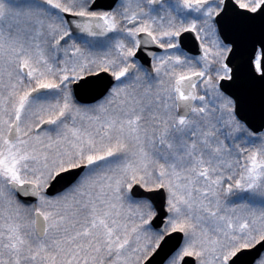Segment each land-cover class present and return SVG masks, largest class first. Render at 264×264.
Listing matches in <instances>:
<instances>
[{"label":"flooded vegetation","instance_id":"1","mask_svg":"<svg viewBox=\"0 0 264 264\" xmlns=\"http://www.w3.org/2000/svg\"><path fill=\"white\" fill-rule=\"evenodd\" d=\"M29 1L34 0H26V5ZM15 3L0 0V23L10 27L11 43ZM263 4L264 0H35L41 34L37 40L30 39L29 30L23 32L26 70L34 76L20 89L14 79H0V97L21 94L26 84L72 85L100 72L113 75L101 108L82 105L90 111L92 123L106 130L112 116H124L125 127V102L136 101L142 107L146 101L156 147L186 150L179 156L188 162L190 191L199 185L200 198L208 204L220 200L227 211L251 214L241 227L255 234L253 214H264V129L249 130L219 84L231 79L232 70L250 65L262 73L264 39L241 37L237 27L245 24L237 18L238 9L255 12ZM66 15L88 20L89 36L79 34L82 28L76 25L72 31ZM54 24L57 31L51 33L48 27ZM193 76L198 77L195 98L191 101L188 94V118H181L176 84ZM54 97L60 98L61 91ZM19 131L26 145V126ZM159 160L170 173L176 157ZM194 204L192 199L190 205Z\"/></svg>","mask_w":264,"mask_h":264},{"label":"rangeland","instance_id":"2","mask_svg":"<svg viewBox=\"0 0 264 264\" xmlns=\"http://www.w3.org/2000/svg\"><path fill=\"white\" fill-rule=\"evenodd\" d=\"M48 30L51 33H56V24L49 26ZM6 67H9L8 59ZM17 72L20 73L21 69L16 70L15 74ZM20 76L24 78L22 75ZM32 76H34V74L30 73L28 77ZM22 114L25 115L26 121L31 120L30 123L35 122L32 121L35 117L33 116L32 108L29 106L26 107V111L22 112ZM126 118V123H124L125 127L122 126V123L119 125L116 122L114 124V129H110L108 144H104L103 146L100 145L97 149L101 153L104 151L105 154H112L108 160H106V158L102 159L101 157L98 158V161L91 159L93 153H88L89 146L86 147V150L90 157L83 151L84 149L82 147L76 148L72 144L70 138L66 137V142L69 147H61V151L65 153L62 158L66 160L68 155H71V162L75 163L81 160L82 157L86 159L88 157L87 161L91 166L96 163L94 165L95 175L93 171L86 173L81 181L58 201H44L43 197L39 201L38 209L42 211L47 219L49 217V235L45 243L37 241L36 239V241L33 242L31 240L33 236L31 235L27 236L28 239L26 241V239H22L18 236L17 232L14 231L12 241L7 235L5 238L0 236V257H13V255L17 257H41L43 249L47 248L48 252L55 253V255L58 256L57 259L61 260L63 264H94V261H99L102 264H138L137 262L140 261L139 257H144L147 249L153 246L154 236H151L147 229L151 215H149L148 207L145 205H140L138 202H134L135 206L125 203L129 201L127 193L124 192L128 183L123 187V180L118 168L123 161L120 158H115L114 151L117 153L118 150H123V146H120V143L126 141V135L127 138L131 140L129 142L126 141L125 147H127V145H132V149L129 151L130 160L125 159L124 165L130 163L132 167L124 166L123 168L126 170H136L140 167L148 169L151 166L149 157L150 151L144 147L146 142L144 141L142 132L146 131V128L153 129V125L152 118L150 117H148L147 120L151 122V126L149 127H142V125L138 123L141 125L139 126L132 117ZM74 119L75 118L72 117V120ZM75 121L79 126V120L76 119ZM5 122L6 119L4 117L1 118L0 127H3ZM56 124H58V122H56ZM86 128L89 129L90 127L87 126L85 129ZM100 132H102L100 126L99 130H94L99 141H103L107 137L99 136ZM140 137L143 138L142 142L144 145L132 141L135 138L140 140ZM1 140L0 138V141ZM13 148L14 147H10L7 149L6 155L2 156V158L0 156V181L5 178L20 183L30 180L36 183L40 188L45 187L44 184L50 175L49 172L54 171L55 165L48 166L42 171L28 168L25 165L23 157H21L22 155L16 153L15 150L18 148ZM70 149L74 150V152ZM41 157L50 160L52 164L54 161L59 160V151L57 149L48 148ZM61 164L62 163H59L58 165L60 166ZM106 171L109 172V175L106 174ZM148 171L150 172L151 170ZM106 176L107 180H105ZM143 178L145 177L143 176ZM147 178L151 179L150 177ZM92 179L98 181L94 189H91L93 184H91ZM104 181L107 186L110 184L112 189L105 187ZM182 183V179L179 178L177 180L178 187H176V189L180 190L181 187H184L185 185ZM116 186L121 190L120 193H117ZM111 190H114V192ZM89 191L91 193H88ZM2 192L5 193L4 190H2ZM188 194L190 195L189 197H191L196 193L194 192L192 194L188 190ZM3 197H7V195H0V206H2V201L4 200ZM4 201L6 204L7 199ZM46 207H53V209H49L47 213H45L42 209ZM186 213L185 207L183 210V207L176 205L175 208H172V214L169 217L168 223L170 228L188 226V234L185 236L184 244L180 249L179 255H185L187 252L197 253L199 257L198 264H226V260L229 258L228 256H231L233 252L232 247L235 246L240 248L245 246L246 243L255 240V234L251 232L245 233V238L242 232H238V235H234L233 233L230 239L226 234L228 230L222 228L219 224H217L218 228L215 229L216 234L209 233L210 230L206 229L196 230L190 223L191 216L189 214L188 225L187 221L184 220ZM192 217L195 218L194 216ZM8 218V210L0 207V234H4L5 232L9 234V225L20 226V223L16 224L14 221L10 223ZM61 218H64L68 222L70 230H67V233L63 235L64 239L61 238L62 241L59 242L56 239L57 233H59V229L65 227L64 224L60 223ZM83 218L88 219V222L83 221ZM24 232L26 235V230ZM260 233L264 234V229H261ZM81 236L90 241L91 245L89 248L80 249V247H76L79 242L82 246ZM15 237H17L16 240H14ZM232 240H238V242ZM10 241L12 242L11 245H9ZM228 243L234 246L226 245ZM225 246H227L226 250L223 251L222 247ZM83 254L85 257H82ZM179 255L174 257L168 264L179 263L182 258L178 257ZM40 264H49V262L42 260ZM258 264H264V257Z\"/></svg>","mask_w":264,"mask_h":264},{"label":"water","instance_id":"3","mask_svg":"<svg viewBox=\"0 0 264 264\" xmlns=\"http://www.w3.org/2000/svg\"><path fill=\"white\" fill-rule=\"evenodd\" d=\"M242 22L246 25H241L237 29L241 31L242 37L253 39L254 37L264 39V7L256 14L242 12ZM93 82V79H86L80 82L77 86L87 87ZM223 89L230 93L237 101V112L248 125H253V121L258 117L257 114H264V80L254 76L251 69L241 70L238 74V83L231 85L229 88L226 85ZM103 93L94 97L88 98L84 94L77 92V97L81 102H92L99 98ZM257 113V114H256ZM46 126V125H44ZM263 125L260 126V128ZM84 168H79L62 173L55 177L46 193L49 196H54L73 184ZM10 187L16 191L20 200L30 205L38 200V189L35 185L26 184L19 186L16 183L10 184ZM133 194L136 197L148 198L155 206L157 215L152 221V225L160 232H164L165 221L167 215L165 210V196L160 191L146 192L139 185L133 189ZM35 228L38 236L43 237L46 230V222L40 213L35 215ZM182 242L181 233H172L167 235L160 243L155 253L145 262V264H164L166 260L178 249ZM264 250V240L250 250L239 252L230 261V264H253L259 258ZM182 264H196L191 257H186Z\"/></svg>","mask_w":264,"mask_h":264},{"label":"trees","instance_id":"4","mask_svg":"<svg viewBox=\"0 0 264 264\" xmlns=\"http://www.w3.org/2000/svg\"><path fill=\"white\" fill-rule=\"evenodd\" d=\"M62 197H57L56 199H52L53 201H58L60 200Z\"/></svg>","mask_w":264,"mask_h":264}]
</instances>
